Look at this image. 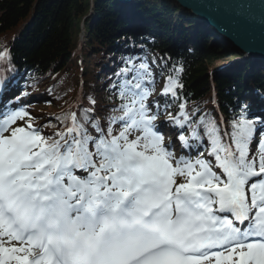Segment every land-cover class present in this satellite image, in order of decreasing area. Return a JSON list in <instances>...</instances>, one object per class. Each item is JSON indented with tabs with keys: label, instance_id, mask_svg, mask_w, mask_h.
Masks as SVG:
<instances>
[{
	"label": "snow or ice",
	"instance_id": "6c2138e0",
	"mask_svg": "<svg viewBox=\"0 0 264 264\" xmlns=\"http://www.w3.org/2000/svg\"><path fill=\"white\" fill-rule=\"evenodd\" d=\"M160 60L122 58L109 96L118 103L98 114L89 97L56 117L54 133L27 106L3 113L0 264H264V115L245 103L224 126L180 102L168 121L182 147L203 150L177 158L149 101ZM174 72L183 68L167 71L166 112L183 88Z\"/></svg>",
	"mask_w": 264,
	"mask_h": 264
},
{
	"label": "trees",
	"instance_id": "16d2710c",
	"mask_svg": "<svg viewBox=\"0 0 264 264\" xmlns=\"http://www.w3.org/2000/svg\"><path fill=\"white\" fill-rule=\"evenodd\" d=\"M116 1L0 0V51L3 48H11L14 58L18 60L16 46L22 40L23 44L17 46V51L23 56V64L32 67L28 70H31L29 74L33 78V84H43L44 78L48 76L53 80H61L60 77L66 74L72 79L76 78L74 68L78 69L79 64L78 60L73 59L74 51L78 47L82 24L86 21L89 46L85 54V70L88 80H93L95 69H99L96 67L97 61L115 54V42L122 46L121 49L124 47V57L127 55V44H146L149 45L156 61L161 63L160 58H163L167 63L166 72L173 66L177 69L183 68V72H174L173 75L178 76L183 84V88L178 91H187L188 100L206 104L211 95L217 92L223 116L229 124L233 113L239 111L237 104L244 90L246 91L245 80L262 78L260 70H253L249 61H238L235 66L229 68L231 70L218 74L213 72L223 57L241 55L242 52L231 48L224 41L212 46L208 40L211 35L199 28L198 18L172 0H136L140 2V12L144 13L149 23L145 28L144 37H153L156 34L159 42L144 41V37L140 38L127 30L130 22L126 20V16L131 12L124 7V19L119 18L122 13ZM90 12H93V17L86 20L85 16ZM32 19L31 24L24 29L23 23ZM187 22L191 29L183 28ZM137 23L140 24L139 21ZM22 25L23 33L16 38L15 44L10 43L14 33L20 30ZM199 32L201 38L194 43L197 47H203L197 49L192 47L189 37H195ZM186 47L190 48L182 52ZM119 54L123 56L121 50ZM250 71L254 72L247 78L246 73ZM91 83L90 88L93 86L95 90L93 98L99 102L96 104L99 113L117 103L115 98L109 100L111 91L103 90L99 94L95 82ZM57 96L65 102H71L72 99L70 92L60 89L57 90Z\"/></svg>",
	"mask_w": 264,
	"mask_h": 264
},
{
	"label": "water",
	"instance_id": "95a60500",
	"mask_svg": "<svg viewBox=\"0 0 264 264\" xmlns=\"http://www.w3.org/2000/svg\"><path fill=\"white\" fill-rule=\"evenodd\" d=\"M175 1L215 26L251 55L264 57V0ZM240 5L245 7L241 9Z\"/></svg>",
	"mask_w": 264,
	"mask_h": 264
},
{
	"label": "rangeland",
	"instance_id": "374dc122",
	"mask_svg": "<svg viewBox=\"0 0 264 264\" xmlns=\"http://www.w3.org/2000/svg\"><path fill=\"white\" fill-rule=\"evenodd\" d=\"M91 14H92V12H90L88 16H85V19L87 20V17H89ZM83 24H86V21H85ZM83 36H84V39L82 38V42H83V40H84V43H85V41H86V38H85V37H87V36H85L84 34H83ZM19 44H23V43H22V40H21L19 43H17V46H18ZM17 46H16V52H17V57H19L18 60H19L20 62H24L22 54H20V53L17 51ZM85 54H86V50L83 49V52H82V54H81L80 56H85ZM77 58H78V56L74 55V58H73V59H77ZM73 59H71V62L73 61ZM153 89H154V90H153V92H152V95L149 97V101H150V99L152 100V97L156 96L157 93H159V92L161 91V87H160L159 85H156V83L153 85ZM44 95H45V93L43 92V90H40V91H38V92L36 93V96H37V97L46 98V97H44ZM39 101H41V100H38L37 102H39ZM40 108H45V109L47 110V109H49V108H53V107H48V108H47V106H44V104L41 103V104H40ZM49 110H50V109H49ZM160 112H161V113H160V116L163 115L161 108H160ZM162 117H163V116H162ZM164 126H166V127L168 128V129H165V130H164V136H165V138H166V141H168L169 139L171 140V142H172V141H175V143H177V145L175 146V149L177 148V151H178V150H183V149H182L183 147H182L181 143H180L179 140H178V133L175 132V131H172V127H168L167 124H164ZM44 129H46V128H44ZM162 135H163V134H162ZM193 153H194V152L192 151V149L187 148L186 153L183 154V155H193ZM180 154H181V152L179 151V155H177L176 157L178 158L179 156H181Z\"/></svg>",
	"mask_w": 264,
	"mask_h": 264
},
{
	"label": "bare ground",
	"instance_id": "6f19581e",
	"mask_svg": "<svg viewBox=\"0 0 264 264\" xmlns=\"http://www.w3.org/2000/svg\"><path fill=\"white\" fill-rule=\"evenodd\" d=\"M176 3L180 4L179 2H176ZM192 16H196L199 20H201V17L199 15L195 14L194 12H192ZM210 32H211V34H215L214 30H211ZM229 70H231V69H229ZM159 125L161 126V124H159ZM173 127H176V126H173Z\"/></svg>",
	"mask_w": 264,
	"mask_h": 264
}]
</instances>
